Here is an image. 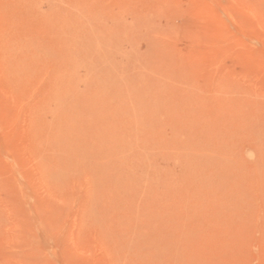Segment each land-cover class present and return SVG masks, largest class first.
Masks as SVG:
<instances>
[{
  "label": "rangeland",
  "instance_id": "obj_1",
  "mask_svg": "<svg viewBox=\"0 0 264 264\" xmlns=\"http://www.w3.org/2000/svg\"><path fill=\"white\" fill-rule=\"evenodd\" d=\"M0 264H264V0H0Z\"/></svg>",
  "mask_w": 264,
  "mask_h": 264
},
{
  "label": "bare ground",
  "instance_id": "obj_2",
  "mask_svg": "<svg viewBox=\"0 0 264 264\" xmlns=\"http://www.w3.org/2000/svg\"><path fill=\"white\" fill-rule=\"evenodd\" d=\"M223 260V259H222Z\"/></svg>",
  "mask_w": 264,
  "mask_h": 264
}]
</instances>
